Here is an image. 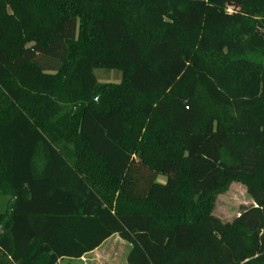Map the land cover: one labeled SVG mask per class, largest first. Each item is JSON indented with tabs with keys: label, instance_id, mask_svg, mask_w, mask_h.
I'll list each match as a JSON object with an SVG mask.
<instances>
[{
	"label": "trees",
	"instance_id": "16d2710c",
	"mask_svg": "<svg viewBox=\"0 0 264 264\" xmlns=\"http://www.w3.org/2000/svg\"><path fill=\"white\" fill-rule=\"evenodd\" d=\"M114 235L126 264H264V0H0V264Z\"/></svg>",
	"mask_w": 264,
	"mask_h": 264
},
{
	"label": "rangeland",
	"instance_id": "374dc122",
	"mask_svg": "<svg viewBox=\"0 0 264 264\" xmlns=\"http://www.w3.org/2000/svg\"><path fill=\"white\" fill-rule=\"evenodd\" d=\"M94 74L98 81L102 84H115L120 80V74L116 72L107 73L104 70H96ZM158 182L164 183L165 178L159 177ZM252 205V201L246 194V189L239 183H231L226 191L215 198L212 214L223 223L231 222L237 217L239 212L246 207ZM129 245L119 238H112L100 250L102 254H109L113 260H100V264H124L125 254L127 253ZM87 261V260H86ZM99 261V260H97ZM61 264H77L73 261H62ZM88 263V261L86 262ZM99 264V263H97Z\"/></svg>",
	"mask_w": 264,
	"mask_h": 264
},
{
	"label": "crops",
	"instance_id": "0c3cea01",
	"mask_svg": "<svg viewBox=\"0 0 264 264\" xmlns=\"http://www.w3.org/2000/svg\"><path fill=\"white\" fill-rule=\"evenodd\" d=\"M112 238H119L118 236H116V235H114V236H112L110 239H112ZM110 239H108V240H106L100 247H98L97 249H95L94 251H92L91 253H89V254H86L85 256H83L80 260H71V261H73L74 263H77V264H86V262L88 261V263H90V264H97V263H99L100 264V260L102 261V260H107V261H112L113 260V257L112 256H110L108 253L107 254H102L101 252H100V250L102 249V248H104V246L108 243V241L110 240ZM120 239V238H119ZM121 240V239H120ZM128 249H129V247H128ZM127 252H128V250H127ZM127 254V253H126ZM126 254H125V258H124V264H126ZM87 260V261H86ZM97 260H99V261H97ZM62 261H65V260H61L60 262H59V264H61V262ZM66 261H69V260H66ZM104 264H106V263H104ZM111 264V263H110Z\"/></svg>",
	"mask_w": 264,
	"mask_h": 264
}]
</instances>
